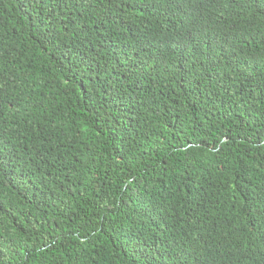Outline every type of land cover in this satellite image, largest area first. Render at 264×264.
I'll list each match as a JSON object with an SVG mask.
<instances>
[{
	"label": "trees",
	"instance_id": "trees-1",
	"mask_svg": "<svg viewBox=\"0 0 264 264\" xmlns=\"http://www.w3.org/2000/svg\"><path fill=\"white\" fill-rule=\"evenodd\" d=\"M0 264H264V0H0Z\"/></svg>",
	"mask_w": 264,
	"mask_h": 264
}]
</instances>
